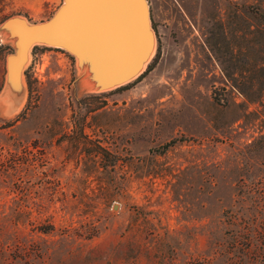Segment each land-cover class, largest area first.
I'll return each mask as SVG.
<instances>
[{"label": "rangeland", "instance_id": "1", "mask_svg": "<svg viewBox=\"0 0 264 264\" xmlns=\"http://www.w3.org/2000/svg\"><path fill=\"white\" fill-rule=\"evenodd\" d=\"M144 1L124 87L0 0V264H264V0Z\"/></svg>", "mask_w": 264, "mask_h": 264}, {"label": "bare ground", "instance_id": "2", "mask_svg": "<svg viewBox=\"0 0 264 264\" xmlns=\"http://www.w3.org/2000/svg\"><path fill=\"white\" fill-rule=\"evenodd\" d=\"M70 14L68 15L64 26L67 27L68 37L73 40L72 44H60L58 42L45 39L44 42L62 46L76 53L83 51L94 52L88 47L93 45L100 47L99 53L111 60L112 64L118 66L119 62L130 59L128 49L114 48V45H120L121 38L119 33L125 32L126 20L128 19V5L126 0H73ZM147 26L151 35V42L146 47V55L141 64L121 80L132 78L146 67L147 62L153 55L156 46V36L152 26L147 18ZM120 33V34H121ZM79 41V42H76ZM88 43V47L85 46ZM123 44H126V42ZM96 56V54H95ZM97 57V56H96ZM20 55L15 56L9 62V81L17 80ZM108 68H111L108 63Z\"/></svg>", "mask_w": 264, "mask_h": 264}, {"label": "water", "instance_id": "3", "mask_svg": "<svg viewBox=\"0 0 264 264\" xmlns=\"http://www.w3.org/2000/svg\"><path fill=\"white\" fill-rule=\"evenodd\" d=\"M128 5V19L126 20L125 32L119 33L121 38L120 45H114V48L128 49L130 59L119 62L118 66L112 64L111 60L99 53L100 47L96 48L88 43L85 45L92 49L102 59L103 62L108 63L111 68L121 69L123 74L132 72L145 56L146 47L151 42V35L147 26V7L144 0H126ZM73 0H66V4L60 11L48 22L38 25L31 29V34L43 40L49 39L60 44H72L67 36L68 30L64 23L70 14V9L73 5ZM149 19V18H148ZM75 41V40H74ZM79 42V41H76ZM123 42L126 44H123Z\"/></svg>", "mask_w": 264, "mask_h": 264}, {"label": "trees", "instance_id": "4", "mask_svg": "<svg viewBox=\"0 0 264 264\" xmlns=\"http://www.w3.org/2000/svg\"><path fill=\"white\" fill-rule=\"evenodd\" d=\"M37 47H40V46L39 45H35V48H37ZM151 65L152 64L150 63L148 68L144 72H142L134 81H131V82L125 84L124 87H128L130 84L134 83L137 79H139L148 69H150ZM121 87H123V86H121ZM164 146H166V145H164Z\"/></svg>", "mask_w": 264, "mask_h": 264}]
</instances>
